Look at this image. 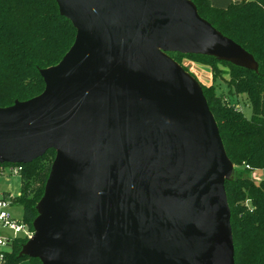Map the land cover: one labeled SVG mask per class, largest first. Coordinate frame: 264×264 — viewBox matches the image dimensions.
I'll return each mask as SVG.
<instances>
[{
    "label": "water",
    "instance_id": "95a60500",
    "mask_svg": "<svg viewBox=\"0 0 264 264\" xmlns=\"http://www.w3.org/2000/svg\"><path fill=\"white\" fill-rule=\"evenodd\" d=\"M76 30L44 89L0 107V163L55 156L19 255L41 264H234L233 174L195 75L257 68L191 0H55Z\"/></svg>",
    "mask_w": 264,
    "mask_h": 264
},
{
    "label": "trees",
    "instance_id": "16d2710c",
    "mask_svg": "<svg viewBox=\"0 0 264 264\" xmlns=\"http://www.w3.org/2000/svg\"><path fill=\"white\" fill-rule=\"evenodd\" d=\"M198 14L224 36L250 53L257 68L235 65L203 54L169 52L186 70L184 58L210 69L211 82H200L212 112L233 174L225 182L230 209L234 264H264V178L250 173L264 170V0H239L217 7L210 0H191ZM76 30L59 13L55 0H0V107L27 100L41 93L40 69L57 64L72 45ZM225 79L232 92L244 95L251 114L246 117L226 94H218L215 80ZM55 150L21 165L20 192L11 206L22 209L21 220L33 231L36 204L44 190ZM8 163H0L3 166ZM9 192H3L6 197ZM26 237L9 244L2 264H41L39 259L19 255Z\"/></svg>",
    "mask_w": 264,
    "mask_h": 264
},
{
    "label": "rangeland",
    "instance_id": "374dc122",
    "mask_svg": "<svg viewBox=\"0 0 264 264\" xmlns=\"http://www.w3.org/2000/svg\"><path fill=\"white\" fill-rule=\"evenodd\" d=\"M237 2L239 0H210L211 4L217 7H226L230 2ZM182 63L186 66L187 70L195 75V77L205 84H210L211 75L208 66L201 63L190 61L186 58L182 60ZM224 70L223 78H217L215 80V89L218 94H226L237 107L244 111L246 117L251 114L248 102L244 95H237L232 92V89L227 85L225 79L228 78L227 68L222 67ZM251 177L259 180L264 178V170H255L250 173ZM3 192H9L12 195H18L20 192V177L19 174H2L0 175V194ZM10 212L15 218H21L22 209L19 205H13L10 207ZM19 264H29L27 260L20 262Z\"/></svg>",
    "mask_w": 264,
    "mask_h": 264
},
{
    "label": "built area",
    "instance_id": "2783aa9c",
    "mask_svg": "<svg viewBox=\"0 0 264 264\" xmlns=\"http://www.w3.org/2000/svg\"><path fill=\"white\" fill-rule=\"evenodd\" d=\"M21 168V165L5 164L0 166V175L19 174ZM13 196L11 193L6 197L0 195V264L3 263L5 252L9 250L12 239L16 237H26L28 239L33 233L21 218H15L11 214L10 207Z\"/></svg>",
    "mask_w": 264,
    "mask_h": 264
},
{
    "label": "crops",
    "instance_id": "0c3cea01",
    "mask_svg": "<svg viewBox=\"0 0 264 264\" xmlns=\"http://www.w3.org/2000/svg\"><path fill=\"white\" fill-rule=\"evenodd\" d=\"M1 195V194H0Z\"/></svg>",
    "mask_w": 264,
    "mask_h": 264
}]
</instances>
